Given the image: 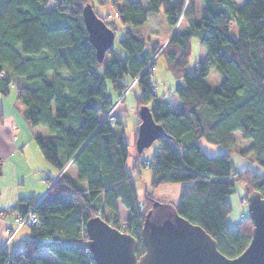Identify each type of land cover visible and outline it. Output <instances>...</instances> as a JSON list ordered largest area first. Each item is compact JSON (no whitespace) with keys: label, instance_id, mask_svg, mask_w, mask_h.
<instances>
[{"label":"trees","instance_id":"obj_1","mask_svg":"<svg viewBox=\"0 0 264 264\" xmlns=\"http://www.w3.org/2000/svg\"><path fill=\"white\" fill-rule=\"evenodd\" d=\"M87 4L110 28L123 31L120 50L111 46L101 61L83 23ZM109 4L120 26L95 9ZM159 10L171 27L184 22L164 44L147 46V22ZM233 21L236 37L229 33ZM193 37L205 56L190 66ZM154 54L151 64L162 58L165 70L182 83L174 87L175 106L157 93L155 70L146 69ZM215 71L220 80L210 86L205 79ZM134 79L139 87L135 138L142 105L149 106L167 137L157 140L151 159H141L144 149L136 152L128 169L125 130L116 118L104 116L115 103L105 80L124 100ZM12 86L27 125L46 128L35 141L59 174L45 179L46 195L19 197L9 206L21 216L33 208L38 222L28 227L19 250L8 252L0 245V264H95L85 251V223L99 216L118 227V202L127 210L126 231L137 240V255L144 251L142 222L155 200L172 203L179 215L203 227L224 255L234 257L247 246L252 222L245 216L231 226L230 200L237 181L244 184L245 197L252 190L264 196V174L239 169L229 152L237 148L264 171V0L239 5L234 0H0V94L7 95ZM234 131L247 146H238ZM202 139L223 151L208 155ZM145 166L149 188L139 200L131 172ZM171 183L180 184L176 201L156 196L158 186ZM45 252L56 262H49Z\"/></svg>","mask_w":264,"mask_h":264},{"label":"water","instance_id":"obj_2","mask_svg":"<svg viewBox=\"0 0 264 264\" xmlns=\"http://www.w3.org/2000/svg\"><path fill=\"white\" fill-rule=\"evenodd\" d=\"M88 39L101 61L114 40V30L87 4L82 9ZM135 145L137 152L155 140L167 137L147 105L138 109ZM247 216L252 222L250 240L244 250L228 257L217 249L216 241L203 227L177 213L170 202L155 200L144 216L140 241L144 251L136 254L137 240L99 216L85 223L88 249L95 264H264V196L257 190L246 196Z\"/></svg>","mask_w":264,"mask_h":264},{"label":"rangeland","instance_id":"obj_3","mask_svg":"<svg viewBox=\"0 0 264 264\" xmlns=\"http://www.w3.org/2000/svg\"><path fill=\"white\" fill-rule=\"evenodd\" d=\"M133 1H142L144 2L145 0H133ZM236 5H239L242 3V0H234ZM52 7V3L51 1L48 2L46 8L50 9ZM95 9L97 11V13L99 15H105L108 14V19L113 20L116 25L120 26V21L118 19L117 16H113V11L115 10V8L112 5H96ZM160 14H163L162 11H160ZM152 16L150 17V19L147 22V26H146V34L147 36H149L148 38L150 39V34L153 35V31L156 27H158V25L160 26V21L158 20L159 17V13H153ZM161 20V19H160ZM157 24H156V23ZM162 22V20H161ZM184 22V21H183ZM183 22L180 23L183 24ZM162 24V23H161ZM180 25L178 26H173V30L178 27L180 28ZM182 26V25H181ZM119 28V27H118ZM151 30V32H150ZM229 33L232 37H236L237 35V24L235 21H233L230 24L229 27ZM123 36V31L121 29H116L114 31V40L112 43V46L115 49L120 50V46L118 44V40ZM168 40V38H167ZM166 42V40H165ZM164 42V43H165ZM163 43V44H164ZM198 41L196 39V37L192 38V53L189 57V65L192 66L195 61H197L199 59V45H198ZM162 47V46H161ZM162 58H159L157 60V63L155 64L154 67V72H153V78L157 81V93L159 95H163L165 98H167L171 104H173V97L176 98V95L174 93V87L177 85L176 83V79H174L169 73H166L164 70L165 64ZM164 66V67H163ZM220 80L218 73L212 72L209 73V75L206 77L205 81L208 85L212 86L215 85L216 82H218ZM180 85L182 84L180 80H177ZM105 84L107 86V89L113 93L112 97H113V101H115L114 105L112 106V112L114 110V108L116 107V109L113 112V115L117 114L120 111L123 112L124 114V130H125V137L128 141V159H127V167L128 169H131V164L132 161L136 155V145H135V140H133L132 138H130V132L133 129V121L131 120V114L129 112V109H127L128 103L131 102V100L133 101V97L135 93L139 92V87L136 85V83L134 84V81L132 80L128 86V90L133 87V90L130 91L128 94V96L126 97V101H123V98L121 96H115V92L112 90L111 88V84L109 80H105ZM124 91V96H126V92L128 90ZM15 87L12 86L10 88V91L7 95H2L0 94V104L2 105L3 111L6 113V116L9 117H14L16 116L19 118L18 120H20L21 124L23 127H21L20 129L16 130V128H14L12 125H7V120L4 121L3 126H1L0 124V207H7L8 205H10L11 203H13L14 201H16L19 197H23V196H27V195H35L36 192V176L38 173H36L33 168H34V162L39 163V165L41 164V162H44L43 160L44 157L43 155L40 153V150L38 148V145L35 141V137L33 136L34 134V127H29L26 122L24 121L20 110L16 107L15 102H16V98H15ZM111 112V113H112ZM112 115V114H111ZM112 115V116H113ZM9 118V120L11 119ZM133 119V117H132ZM24 124V125H23ZM24 126H25V131L27 134H29L28 137H31L29 142L25 145L20 147L21 145V140L18 141V143L15 141V139H13L12 135L16 134V135H20V137L22 136L23 130H24ZM43 128V129H42ZM38 132L39 130H45L46 132V128L42 125H37V129ZM4 133V134H3ZM36 134V132H35ZM12 138V139H10ZM238 141V146L239 147H245L248 145V141H244L241 136L240 133L238 132L236 134V138ZM212 144V143H210ZM215 146V145H213ZM35 148H37L38 150V155L39 157L37 158V155L35 154ZM158 149V141L155 140L149 147L145 148L144 151L141 154V159H151L149 157H152V155H154L153 153H155ZM157 153V152H156ZM231 154V156L234 158L235 160V164L239 169H245V163L248 164L250 163V160H252L251 156H241L238 153V149H234L231 150L229 152ZM2 159V160H1ZM46 161V160H45ZM251 164H254L251 163ZM46 166V165H45ZM49 166V165H48ZM42 169V168H41ZM140 170V169H139ZM138 168L134 169L131 174H132V180L133 183L136 187L137 190V195L139 200H142L143 198V191L144 188H149V180H150V171L148 169V167H143L141 171H139ZM233 178V176H231ZM243 188H245L244 184L237 181L235 182V193H234V197L236 198V201L239 205H243L244 203H242V198H244V195H240L237 196L236 193H241V191L243 190ZM179 190H180V184L179 183H171V184H162L160 186H158L155 189V194L157 197L161 198V199H166L169 201H176L178 196H179ZM48 192V189L46 190V192L44 193V195H46V193ZM43 195V196H44ZM246 198V197H245ZM243 209H240V214H241V218L242 215H247V212L244 210V207H242ZM120 220H119V225L124 223V214L122 212L118 213ZM12 221V220H11ZM28 227H24L22 228V230H27ZM13 248L12 247V243L9 245V249ZM46 258L49 260V255L45 254Z\"/></svg>","mask_w":264,"mask_h":264},{"label":"crops","instance_id":"obj_4","mask_svg":"<svg viewBox=\"0 0 264 264\" xmlns=\"http://www.w3.org/2000/svg\"><path fill=\"white\" fill-rule=\"evenodd\" d=\"M160 11L161 10H159L157 12V13H159V17H160V18H158V20L160 21V26L158 25V27H156L154 29L153 35L150 34V39H148V41L146 43L147 46H150V44L153 41H158L161 44H163L165 42V40L167 41V38L169 39L171 33L173 32V27H171L166 22V19H165L164 15L163 14H160L161 13ZM152 16H155V15H152L151 14L149 16V19ZM160 19L162 20V22H161ZM150 32H151V30H150ZM204 56H205L204 50H203L202 47L199 46V60L200 59H203ZM164 64H165V62H164ZM164 70H165V67H164ZM165 72L168 73L166 70H165ZM176 83H177V85H180V83L177 80H176ZM112 94L113 93L110 92L111 98L113 99V97H112L113 95ZM115 96H116V94H115ZM127 96H128V94L126 95V97ZM126 97H125V99L123 101H126ZM177 104H178V100L175 97H173V104L172 105L175 106ZM128 106L129 107L127 109H129V112L131 114V120L133 121V126H135V124H136V122H137L138 119H137L136 113H135L134 97H133V101L131 100V102L128 103ZM116 107L114 108V110L116 109ZM114 110H113V112H114ZM113 112H112V115H113ZM7 116H6V113L3 111L2 105L0 104V124H1V126H3L4 121L7 120L8 121L7 122V125L8 124L9 125H12L14 128H16V130H18L21 127H23L22 124H21V122H20V120H18L19 119L18 117H17V119H16V116H14L12 118L9 117V118H11L9 120V118ZM113 116H115L116 120L119 121L122 124V126L124 127V124H125L124 121H123L124 114L121 111V108H120V111L117 114L113 115ZM132 117H133V119H132ZM25 129L26 128L24 126V130H23V133H22V136L21 137H20V135L18 136L16 134H13L12 135L13 139H15V141L17 143H18L19 140H21L20 141L21 142L20 147L25 146L29 142V140L31 138V137H28L29 134L26 133ZM36 129H37V126H35V128H34V133H33L34 134L33 135L34 137L37 136V135H46L47 134V130H46V132H45V130H39V132H38ZM35 132H36V134H35ZM238 132L239 131H234L232 133V135H233L234 138H236V134ZM129 136H130V138H132L133 140H135L134 127H133L132 131L130 132V135ZM240 136H241V133H240ZM10 139H12V138H10ZM201 145H202L204 151L208 155H213L216 152L223 151L221 147H219V146H217L215 144H210V142H208V141H206L204 139L201 140ZM213 145H215V146H213ZM157 151H158V149H157ZM38 153L39 152H38L37 148H35V154L37 155V158L39 157ZM155 153H153V154H155ZM149 158H151V157H149ZM233 160H234V158H233ZM43 161L44 162H41L40 165H39L38 161H37V163L34 162V165H33L34 168H33V170L36 173H38L37 176H36V178H35V180H36V185H35L36 186V191H34V192H36V194L35 195H27V196H34L36 198H41L44 195V193L46 192V190L48 189V183H47V181H45V179L46 178H55L59 174V171L55 167H53L47 161H45V160H43ZM234 162H235V160H234ZM251 163H253V160H250V163H248V164L245 163L244 164L245 165L244 167L245 168H252L255 171L259 172L260 174H264V171L261 168H258V166H256V164H251ZM67 169H68V171L72 175H74V176L76 175V171H75L74 165L69 164ZM244 192H245V188H243V190L241 191V193H236V194H237V196H240V195H243ZM230 202H231V205H232V211H231V213H230V215L228 217V222H229V224L231 226L235 227L237 225V223L239 222V219L241 218L240 212L243 211V210L240 211V209H243L242 207H244V210L247 212V206L246 205H244V206L243 205L242 206L239 205L237 203V201H236V198H231ZM13 203H11L10 205H8L7 207H0V245L1 246H5V249L8 252H13V251L19 250L22 247V244H23L24 240L27 239L29 237V234H30L29 228H27V230H22L23 227H20L13 234L12 238L8 242L6 241V234L4 232V228L6 227V225L8 223L11 222V220L15 216L14 212L9 210V206H11ZM117 211H118V213L119 212H122L124 214V216H126V214H127V210L121 205L120 202L117 203ZM11 243H12V247L13 248L9 249V245ZM45 254H48L49 255V260L46 258ZM44 256H45V258L49 262H51V263H55L56 262L55 257L52 256V255H50L49 253L45 252L44 253Z\"/></svg>","mask_w":264,"mask_h":264},{"label":"built area","instance_id":"obj_5","mask_svg":"<svg viewBox=\"0 0 264 264\" xmlns=\"http://www.w3.org/2000/svg\"><path fill=\"white\" fill-rule=\"evenodd\" d=\"M116 15H117V13H116ZM158 51H157V53H158ZM156 54L153 55V57L151 58V60L148 62L147 66H146V69L151 73L154 71V67H155L154 65L151 64V62L156 57ZM149 77L151 80V83H150L151 90L154 91V90H156V84L153 82L152 76L150 75ZM133 81H135V79ZM123 94H124V92H123ZM111 112H112V107L105 113L104 116L107 117L108 120L114 121L115 117L111 115ZM146 163H149V162L146 161ZM241 201H242V203H244V205H246L247 202H246L245 196H244V198H242ZM245 216H247V215L246 214L242 215V218H245ZM37 222H38V215L34 212L33 208H31L29 211H27V213L25 215H22V216L21 215H15L13 217L12 221L10 223H8L6 225V227L4 228V232L6 234V241L8 242L12 238L13 234L20 227H23V226L24 227H33ZM115 227L118 228L120 231L127 232L125 221L123 224H120L118 227L117 226H115ZM3 247L4 246H1V248H3ZM85 251L89 253L87 248H85Z\"/></svg>","mask_w":264,"mask_h":264},{"label":"clouds","instance_id":"obj_6","mask_svg":"<svg viewBox=\"0 0 264 264\" xmlns=\"http://www.w3.org/2000/svg\"><path fill=\"white\" fill-rule=\"evenodd\" d=\"M246 206H247V203H246Z\"/></svg>","mask_w":264,"mask_h":264}]
</instances>
